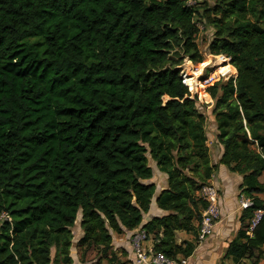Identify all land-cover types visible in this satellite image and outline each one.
<instances>
[{"label": "trees", "instance_id": "obj_1", "mask_svg": "<svg viewBox=\"0 0 264 264\" xmlns=\"http://www.w3.org/2000/svg\"><path fill=\"white\" fill-rule=\"evenodd\" d=\"M196 12L185 0H0V264H53L52 249L69 263L78 215L80 263L96 251L95 264H131L112 233L138 227L154 252L188 258L216 167L197 102L211 108L218 163L252 201L223 258L259 264L264 214L247 230L264 202V0H214L208 52L236 72L223 81L180 74L184 58L203 60ZM148 160L166 175V214L142 224Z\"/></svg>", "mask_w": 264, "mask_h": 264}, {"label": "crops", "instance_id": "obj_2", "mask_svg": "<svg viewBox=\"0 0 264 264\" xmlns=\"http://www.w3.org/2000/svg\"><path fill=\"white\" fill-rule=\"evenodd\" d=\"M197 105L198 103H196V107ZM206 112L207 115L211 113V108H207ZM205 131L207 137L206 145L208 147L210 163L216 166L213 175L208 180V182L218 188L220 219L214 225L211 235L201 243L196 242L197 245L195 246L192 254L183 262H179L177 264H229L228 262L231 260L229 258L224 259L223 256L225 249L227 248L229 242L235 237V234L239 228L238 217L240 215V211L237 209V188L241 182V176L237 173L229 171L225 166L218 163L223 152V146L219 144L215 138L217 130L214 120L207 119ZM158 174L160 175V178H163L164 181H166L165 174L161 172ZM165 188L166 184L160 186L158 190L160 192ZM155 189L157 190L156 186ZM153 204L154 209L143 215L142 224L146 223L152 216H161L166 214V212H162L156 208L155 202ZM130 233L131 231H124L122 234L112 233L111 245L114 251L124 249L127 252V259L132 264L133 255L130 250L128 238ZM176 234L180 237V241H190L193 238L191 234H186L184 232H177ZM259 264H264V259H262Z\"/></svg>", "mask_w": 264, "mask_h": 264}, {"label": "rangeland", "instance_id": "obj_3", "mask_svg": "<svg viewBox=\"0 0 264 264\" xmlns=\"http://www.w3.org/2000/svg\"><path fill=\"white\" fill-rule=\"evenodd\" d=\"M186 4L190 7H193L197 12L195 16V23L198 28V33L196 37V43L198 46L199 51L202 54L203 60L201 63H193L190 62L191 64L188 63V61L184 58L183 61L180 63V74L183 75V77L187 80H193L196 79V77L203 75L205 73L210 72V77L212 78L213 81L217 80H226L230 76H235L236 72L233 66L229 63V60L222 55L214 56L208 52V44L211 41L214 33L213 27L209 23L210 17L212 15L210 14L212 7L214 5V0H185ZM192 82V80L190 81ZM197 108L203 112V114L207 119L213 120L211 113L207 115V107L202 105L200 102H197ZM210 110V109H209ZM148 164L152 169V178L146 182H153L154 185L157 187V190L155 189L154 196L152 198L151 204H150V210L152 211L154 209V200L156 196L158 195L159 188L162 185L166 184V181H164L163 178H160L159 174L160 173L155 166V163L151 160H148ZM260 181L264 185V173L260 177ZM259 197L264 200V193L259 194ZM149 210V211H150ZM79 215L77 217L76 223L74 227L72 228V233H73V239H72V244L71 248L69 251L70 259L71 261L69 263H63L61 259L56 256L53 257L54 255V250L52 249V259H53V264H95V259L100 256H96V251H90L87 254V260L88 262L85 263H80L79 262V256L76 253V241L82 236V231L79 227ZM177 242L180 241V237L176 234ZM151 240L148 238L146 242L143 243L144 248L150 247L151 246ZM113 249V247H112ZM114 250V249H113ZM97 258V259H98ZM264 259V255H262L261 260ZM229 261V260H225ZM248 262V261H245ZM229 264H232L231 261L228 262ZM101 264H106V259H102Z\"/></svg>", "mask_w": 264, "mask_h": 264}, {"label": "built area", "instance_id": "obj_4", "mask_svg": "<svg viewBox=\"0 0 264 264\" xmlns=\"http://www.w3.org/2000/svg\"><path fill=\"white\" fill-rule=\"evenodd\" d=\"M188 63L191 64L190 62ZM209 75L210 72L207 78L203 80V83L213 82L212 78ZM181 76L185 81L186 79L183 77V75ZM197 195L202 201L205 202V209L201 214V219L198 225L196 236L197 243H201L211 235L214 225L220 219L219 192L217 187L207 182L202 184L197 192ZM237 197L238 211L241 212L243 209L251 206L252 201L250 198H246L239 193L237 194ZM263 214L264 202L262 208L256 209L253 212V215L248 223V235H250L252 229L260 221ZM1 217L3 218L4 215H2ZM128 238L130 250L133 255L132 264H177L173 259L167 257L165 254L161 252H154L152 246L144 248L143 243L148 240V236L143 229H134L133 231H131Z\"/></svg>", "mask_w": 264, "mask_h": 264}]
</instances>
